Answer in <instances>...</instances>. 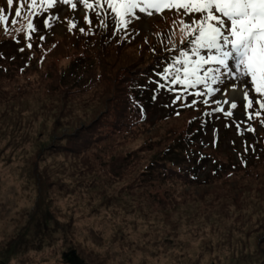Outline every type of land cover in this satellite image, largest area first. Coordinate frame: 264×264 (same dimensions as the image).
Here are the masks:
<instances>
[{
	"label": "rangeland",
	"instance_id": "1",
	"mask_svg": "<svg viewBox=\"0 0 264 264\" xmlns=\"http://www.w3.org/2000/svg\"><path fill=\"white\" fill-rule=\"evenodd\" d=\"M17 7V0L11 8L0 0L8 26L5 32L0 24V64L5 65L9 50L23 60L42 49L45 56L39 68L24 70L30 75L0 69V264H264V149L246 151L252 143L236 139L264 138L260 118L247 122L254 133L245 131L247 124L237 127L234 118L244 119L246 102L227 117L214 111L219 92L192 95L203 86L183 90L169 84L153 100L158 91L153 80L165 83L163 69L177 67L172 62L183 59L180 52L194 47L196 33L182 32L179 21L200 14L185 16L183 9L151 17L138 13L140 19L120 29L109 17L105 27L103 16L82 11L79 4L76 9L57 4L28 16L26 2L21 18L15 17ZM28 19L37 28L31 40L18 31ZM70 21L76 23L71 30ZM87 57L95 62H87L91 71L80 85L70 93L55 90L60 81L54 77L67 58ZM36 70L51 71L52 77L39 78ZM130 80L155 84L143 93L148 103L139 91L128 90ZM178 94L184 98L175 101ZM232 95L229 90L224 98L230 101ZM236 95L239 99L238 89ZM118 104L147 107L150 113L120 132L112 122ZM127 111L131 115L126 110L124 117L130 119ZM76 128L90 130L80 132V152L51 148L55 136ZM168 143L188 165L202 159L199 177L207 181L189 185L148 173L153 154ZM102 149L105 159L111 156L113 170L96 158ZM69 250H75L76 259Z\"/></svg>",
	"mask_w": 264,
	"mask_h": 264
},
{
	"label": "snow or ice",
	"instance_id": "2",
	"mask_svg": "<svg viewBox=\"0 0 264 264\" xmlns=\"http://www.w3.org/2000/svg\"><path fill=\"white\" fill-rule=\"evenodd\" d=\"M17 2L16 18L22 17L26 2L28 16L38 15L57 4L70 5L72 9H76L79 4L82 5V11L91 10L95 11L97 16H103L104 20L101 23L105 27L108 26L105 23L108 19L107 9H110L114 14L115 24L125 29L128 24L141 18L138 13L145 16L162 15L164 10L175 9L179 14L183 9L185 16H191L192 13L200 14L199 19H192L190 22L183 19L179 21L182 32L196 33L191 52V57L196 59L193 60L188 52L181 51L180 56L183 59L174 60L172 63L182 67L164 68L160 79L165 83L157 82L158 89L169 84L173 86L180 84L183 90L203 86V91H196L192 95L211 97L219 92L220 96L213 101L217 105L214 111L223 112L227 117H234L233 110L237 109L240 101L246 102L244 119L234 118L237 127L257 118H260L261 126H264V0H94V3L89 0H40L39 5L37 0ZM13 3L14 0H7L9 8ZM3 12L4 10L0 9V24L4 25L7 32V17L2 14ZM48 19L51 20L52 17ZM85 20L91 25L92 21L87 15ZM16 23L17 19L14 18L12 24ZM69 23L70 30L76 27L74 21ZM46 24L51 27L47 21ZM19 30H23L27 39L31 40L30 33L37 31V28L32 20L28 19L26 27ZM79 30L84 31L83 28ZM27 46L32 47L31 43ZM201 50L212 54L203 56L200 54ZM237 89L239 99L236 95ZM173 90L174 88H169V91ZM229 90L233 93L230 101L224 98ZM250 92L253 95L250 96ZM183 98L182 94H178L174 100L179 101ZM155 99L154 95L153 100ZM201 102L207 104L208 99ZM192 103L194 102L185 106H192ZM224 105L229 106L227 111ZM144 111L140 107L141 118ZM179 114L176 112V115ZM245 131L254 133L256 129L247 124ZM251 147L247 145L245 150Z\"/></svg>",
	"mask_w": 264,
	"mask_h": 264
},
{
	"label": "trees",
	"instance_id": "3",
	"mask_svg": "<svg viewBox=\"0 0 264 264\" xmlns=\"http://www.w3.org/2000/svg\"><path fill=\"white\" fill-rule=\"evenodd\" d=\"M100 43V47H102V43ZM68 60V59H67ZM89 61H94L95 60L93 58H80V59H73L71 61L66 62V66L64 68H59L57 69L56 72V76L54 77L55 81L59 79L60 84H58L56 87H54L55 90H59V92H64V93H70L75 89H72L74 87H76V85H80L82 78H83V74H85L86 71H91V69H87V62ZM94 65V64H93ZM149 65V64H148ZM142 67H140L141 69ZM150 69V66H149ZM139 71V70H138ZM148 71V68L144 71H140L141 73H145ZM34 73H40L39 78L42 77H52V72L51 71H47L46 73H43L40 70H36ZM33 74V73H32ZM24 75H30L28 73L25 72ZM91 76V75H90ZM89 76V77H90ZM92 78V77H90ZM155 83H157V81L153 80ZM134 83L133 80H130L127 83V88L128 90H136L139 91L140 94H142V99L143 101H147V103L149 102L146 98V96L143 94L145 92L144 89H142V86H130L129 84ZM149 85H155L153 83L148 82V86ZM72 87V88H71ZM165 90L167 89H162L159 88L157 93H156V97L161 96V94H163L165 92ZM199 91V90H195ZM131 94V98H132V104H136V98L135 96L130 92ZM146 98V99H145ZM159 99L158 98V103H159ZM164 100V99H163ZM144 111V116L148 115L150 113V110L147 109V107H143ZM126 110H130V114H128V111L126 113V116L128 117L130 115V119L125 118V114L124 112ZM141 113H140V109L137 110L134 107H130V108H125L124 106H121L118 104L117 107V112L114 113V119H112V122L117 121V126L116 129L119 130L120 132L123 130V127H128L131 128L132 126L136 125L137 122H139L141 120ZM82 127H87L88 124L85 125H81ZM91 127H89L88 129H90ZM54 129V128H53ZM52 129V131H53ZM44 131V128L43 130ZM90 130H84L82 131V129L80 128H76L75 130H72L70 132H65L63 131L60 135H57L54 137V142L51 146V148H58V147H62L66 150H70V151H77L81 150V144L79 141V137L81 136L80 132H88ZM52 132H49V135ZM166 141H169V138L166 139ZM103 143V141H101ZM62 143V145H61ZM156 145L161 146L163 141L162 140H156L155 141ZM149 145H153V142L149 143ZM102 148V146L100 147ZM157 153V155L152 158V160L149 161V163L146 165V169L147 168H152L151 170L147 171L148 173H156L157 175H159L160 177L163 178H170V179H179L181 181H184L187 184H192L194 182L196 183H203L206 182L207 180H203V178L199 177V172L201 171V169L204 168L205 163L201 164L202 159L197 160L198 162H196V165H188L186 164V160L182 159L180 155H176L174 150L171 148L170 144H166L163 148L159 147V151L155 152L153 155H155ZM106 150L102 149L100 152H98L96 154V158L98 160H101L104 163V167L106 170H113L114 169V164L112 165L109 161L111 156H109L108 159H105L106 157ZM156 168V169H153ZM233 169H238L235 168V166L233 165ZM228 173H231V171H228ZM215 174V172L213 173ZM226 178H230L229 175H226ZM210 181H213L210 179ZM47 210V209H46ZM50 213V212H48ZM69 254L71 256H73V258H77L76 256V252L75 250H69Z\"/></svg>",
	"mask_w": 264,
	"mask_h": 264
}]
</instances>
